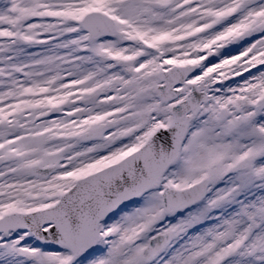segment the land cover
Instances as JSON below:
<instances>
[{"label":"snow or ice","instance_id":"snow-or-ice-1","mask_svg":"<svg viewBox=\"0 0 264 264\" xmlns=\"http://www.w3.org/2000/svg\"><path fill=\"white\" fill-rule=\"evenodd\" d=\"M0 264H264V0H0Z\"/></svg>","mask_w":264,"mask_h":264}]
</instances>
